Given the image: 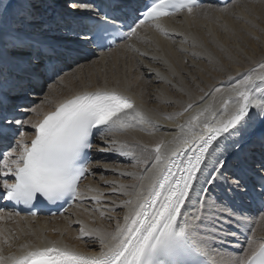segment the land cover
<instances>
[{"label": "snow or ice", "instance_id": "snow-or-ice-1", "mask_svg": "<svg viewBox=\"0 0 264 264\" xmlns=\"http://www.w3.org/2000/svg\"><path fill=\"white\" fill-rule=\"evenodd\" d=\"M199 6V0H146L139 6L129 0H115L111 5L113 11L109 12L91 0H71L68 8L93 15L87 17L91 23L78 24L69 33H64L67 17L48 19L35 0H9L6 7L0 8V88L10 83L19 86L25 78L30 85L20 87L19 103L10 110L5 107L0 111V136H11L14 140L0 154V175L5 177L0 184L3 196L25 206L69 199L76 202L78 198L83 202L85 193L81 192L80 183L87 175L95 174L90 171L89 160L94 136L107 141L105 147L97 149L99 152L114 153L136 164L146 163L139 159L135 147L116 137L130 128L151 125L152 121L117 87H97L91 91L83 87L60 100L54 110L43 113V118L36 121L25 118L29 112L40 115L28 101L37 90L43 91L47 80L60 78L62 58L77 53L80 58L90 59L89 54L94 55L98 50L111 51L120 46L119 41L127 43L146 24L160 29L163 18L181 12L191 15ZM50 33L74 35L77 47H64L61 51ZM75 62L79 66V60ZM259 69L264 70V63L259 64ZM254 72L253 69L242 74L230 86L218 113L213 111L206 116L209 110L205 109L181 125L180 131L184 133L188 129L189 135L174 141L175 148L161 151L163 143L157 144L152 163L144 174L118 173L141 181L119 186V194L129 197L119 205L127 209L123 222L118 220L112 232L81 227L77 237H93L99 251L88 254L59 241H48L44 246L25 244L21 246L25 251L20 256L0 255V264H207L200 259L209 256L208 241L201 233L223 231L218 227L208 229L206 222L218 218L213 207L217 212L228 210L212 203L206 206L201 199L206 189L200 186L197 190L196 184L208 167L205 162L215 155L219 145H213L221 136L246 133L250 123L256 121L264 126V74L254 75ZM219 92L221 88L217 87L209 95ZM3 104L0 98V105ZM192 107L190 103L184 111ZM9 111L11 115L6 114ZM201 117H204L202 121ZM27 124L35 130L30 142L23 130ZM146 150L140 147L141 152ZM222 167L223 162L218 160L212 173L204 177L205 183L219 179L239 188L238 179L230 180L220 173ZM109 170L106 165L102 169ZM145 179L149 180L147 186L143 183ZM114 184L106 182V186ZM260 187L264 198V175ZM91 199L100 202L99 196ZM225 234L234 236L235 232ZM253 243L251 237L247 238V250L237 261H213V264H264V243L256 247Z\"/></svg>", "mask_w": 264, "mask_h": 264}, {"label": "bare ground", "instance_id": "bare-ground-1", "mask_svg": "<svg viewBox=\"0 0 264 264\" xmlns=\"http://www.w3.org/2000/svg\"><path fill=\"white\" fill-rule=\"evenodd\" d=\"M35 2L41 5V13L50 20L67 17L64 33L81 24L77 18L79 14H92L68 8L71 0ZM129 2L138 5L143 0ZM8 3L9 0H0V8ZM160 24V29L146 24L138 30V36L127 43L122 41L111 51L89 54L90 59L80 58L77 53L71 58H62L59 61L63 68L60 78L47 80L43 91L37 90L28 101L40 115L29 112L25 117L31 121L43 118V113L52 111L60 100L83 87L90 91L97 87H117L152 121L151 125L130 128L116 137L135 147L139 159L146 163L136 164L114 153L99 152L97 149L105 147L107 141L95 137L90 168L95 174L87 175L81 184V192L85 193L83 202L80 198L64 214L49 218L25 217L0 210V255L5 258L20 256L25 251L22 245L44 246L48 241H59L88 254L99 251V244L93 242V237H77L81 227L112 232L118 220L123 222L127 209L119 205L129 197L119 194V186L141 181L118 173L144 174L145 168L152 163L157 144L163 143L161 151L175 148L174 141L189 135L188 129L182 133L180 126L205 109L209 110L206 116L213 111L218 113L222 99L242 74L253 69L254 75L264 74V70L259 69V64L264 63V0H232L225 5L207 3L197 7L191 15L185 12L160 21ZM50 36L61 46V51L64 47H77L72 34L50 33ZM77 59L79 66L75 62ZM29 86L25 78L19 86L10 83L0 88V98L4 101L0 111L5 107L10 110L13 104L19 103L20 87ZM217 87L221 92L209 95ZM190 103L193 107L184 111ZM6 114L11 115V112ZM200 119L202 121L204 117ZM23 130L30 142L35 130L30 124ZM258 132L264 133V126L256 121L250 123L246 133L221 136L213 145H219L215 155L205 162L208 167L204 176L197 181V190L200 186L206 189L201 197L206 206L212 203L228 210L217 212L213 207L218 218L206 222L208 229L218 227L223 231L201 233L208 241V257L212 261L235 262L242 257L247 250V240L242 233L253 239L254 247L264 243V212H255L247 194L251 187L257 186L251 173L264 174V146ZM13 144L11 136H0V154ZM136 146L147 150L141 152ZM218 160L223 162L220 173L230 180L238 179L239 188L219 179L215 183H205L204 177L212 173ZM105 165L110 169L107 172L102 171ZM106 182L115 184L106 186ZM143 183L147 186L149 180L145 179ZM94 196H99V203L91 199ZM192 202L195 204V199ZM229 212L235 215H229ZM226 232H235V235H226Z\"/></svg>", "mask_w": 264, "mask_h": 264}, {"label": "rangeland", "instance_id": "rangeland-1", "mask_svg": "<svg viewBox=\"0 0 264 264\" xmlns=\"http://www.w3.org/2000/svg\"><path fill=\"white\" fill-rule=\"evenodd\" d=\"M62 74V73H61ZM45 92V91H44ZM250 236L248 235L247 237H244L246 240H247V238H249ZM234 252H235V250H234Z\"/></svg>", "mask_w": 264, "mask_h": 264}]
</instances>
